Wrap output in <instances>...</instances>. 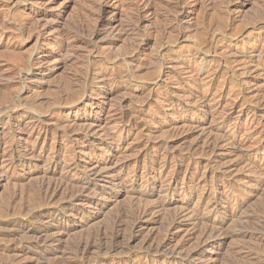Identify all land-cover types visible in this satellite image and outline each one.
I'll return each instance as SVG.
<instances>
[{
  "label": "rangeland",
  "instance_id": "1",
  "mask_svg": "<svg viewBox=\"0 0 264 264\" xmlns=\"http://www.w3.org/2000/svg\"><path fill=\"white\" fill-rule=\"evenodd\" d=\"M89 1L92 5L88 3ZM133 1L134 0H107L106 2L108 6H105V8L109 10V14L102 17L96 12L91 13L96 9L95 4L93 5L94 0H0V18H3L0 19L2 20V22L0 21V26L3 23L0 27V76H2L0 77V100H2L0 101V108L3 107L1 108L2 110H0V154L1 152L5 153V161H2V163L0 160V163H2L0 164V176H3L0 182V264H9L11 260L6 258L10 257L12 259L14 257V255L12 257V254H8L5 251V248L20 242L26 243L28 241V236L33 234V232L40 227L46 226L51 232H54L58 231V228L61 225L67 230V234L62 236L61 246H59V249L55 253L56 256L62 257L66 256L68 252H70V247L73 245L76 238L80 236L86 237L88 234L95 233L101 228H109L112 220L117 216V214L126 212L123 210L128 211V209L133 210L135 208L134 211L139 212L142 208L141 206L144 205V202H141L142 200L139 201L138 199L140 198H132V194L128 193L123 188L127 184L125 186L126 188L135 187L141 192H146V190L148 191L149 183L153 178L158 176L159 172L157 171V175L154 174L153 177L147 176V170L150 166H166V161L169 162L168 168L166 166L162 173L163 175L160 177V184L157 186V193L154 199H157L160 195L162 196V194H164L163 190L168 189L169 186V188H172V193H170L169 198H175L177 200L183 199L184 191H189V180L185 177V170L190 169L191 171L197 170L196 172L199 177L204 176L203 178H205V181L207 182V186L204 187L206 189L210 188V193L212 191V194L209 195L210 198L212 197L211 202L220 200L219 203L222 205H225L229 194V196L232 197L231 195H234L238 191L237 189H234L233 192H227L226 185H228L229 182H232L231 178H239L244 175L245 169L242 167L243 165H234L241 160L240 158L243 156L242 154L250 155L256 160L261 168H264V127L262 128V126H264V114L260 117H254L251 113H248L246 103L242 100L249 93H254L252 95L257 96L260 94L259 96L264 98V87H262L264 86V0H235L236 2L241 3L237 5V7L226 8L225 5L227 3H223V1L226 0H208L211 1V7H206L208 3L206 0H188L186 1L187 3L185 2V6L187 5V7H183L187 9L188 15H184L183 18L180 13L181 7H178L179 9L177 7H170L174 11L173 12L170 8L168 9L165 1L164 6L162 1L160 2V4L162 3L161 5H154L152 8L142 7L141 9L143 13L141 11L142 15L137 18L136 15H134L135 9H131L133 7L129 6ZM106 2L103 3L106 5ZM242 2H245V4L243 5ZM204 3H206V5ZM165 5L167 6L166 8ZM90 6H93L95 9L91 10ZM163 10H166V12ZM231 10L232 12H230ZM153 11L154 13H152ZM168 11H172L170 12L171 14ZM36 12H43L45 14L44 16L40 15L39 17H35L37 14ZM175 12H177V14L173 15ZM173 16H177L179 19L176 17L177 20H175ZM95 17H97V19ZM80 18L85 21L79 20ZM102 19H104L106 24L102 23ZM184 19L186 20L184 21ZM30 20L34 24L31 23ZM36 20H38V23ZM73 23L75 24L73 25ZM176 23H178V25ZM77 24L83 25L84 30L80 33L84 36V39L88 41L87 43L86 41L79 43H74L72 41L71 38L75 34L73 29ZM169 24L171 25L169 26ZM196 24L197 27L195 26ZM37 25L40 27V31L38 30L39 32L36 29V27H38ZM218 25L219 28L221 27L219 30L216 29V27L218 28ZM223 25L225 27H223ZM69 26H72L73 28L71 29ZM131 30L133 33L130 32ZM42 32L45 33L44 36H41V34H44ZM164 32L167 37L164 35ZM220 32H226L228 34L229 37L225 39V41L227 40L226 43L225 41L222 44L218 43V47L216 46L215 49H211L212 51L203 45L204 40L209 39V37L211 38V35H217ZM70 35L71 37H69ZM232 35L233 37H231ZM84 44L88 45L84 46ZM76 45L81 47L78 48ZM136 46L140 50H138ZM68 47L70 49H68ZM229 47H231V49L236 48L238 52H241L239 54L247 55L246 60H249V63L256 65L251 68V72L254 76L253 79H250L251 82H239L237 78H233L232 82L227 78L228 76L224 79L222 77L223 74L220 73L214 85L217 88L213 87L214 89H212L213 91H210L209 95H206L205 91L199 92L197 88H191L187 85L192 82V79H189V72L195 69L194 62H196V60L198 62L201 59L199 63L206 61L210 63V61L216 58H222V62H224V60H231V57L225 55V50ZM200 48L202 51L199 50ZM173 49H175V51ZM203 54L204 57H202ZM81 55H85V57H81ZM79 57H81V59H79ZM125 61L127 63L129 62V65H127ZM118 62H121L120 65ZM261 65L263 68L259 67ZM105 70L108 71L106 72ZM185 70H187V72H185ZM259 71H262L263 74H261V72L260 75ZM79 72H81V74ZM205 74L201 77H203L202 79L204 81H207L205 80L207 74ZM75 77L77 79H75ZM2 78L5 79L1 80ZM96 78L100 81L98 82ZM177 80H180V82ZM77 81L80 83H77ZM107 81L109 83H107ZM228 81L233 83V85ZM180 83L181 86L179 85ZM218 84L220 85L218 86ZM254 84H257L258 87L255 86L252 88ZM73 87L74 89H72ZM62 88L63 90H60ZM184 89H186L185 93ZM216 89L218 91H216ZM62 91H64V93ZM78 92H82L80 93L81 95ZM240 92H242V94ZM231 93L234 94L232 95ZM200 95L201 97L202 95L206 96L209 103L207 107L201 106L200 103H194L196 101H194L195 99L193 98ZM67 96L69 97V101ZM55 98L57 100L54 101ZM213 99H215V101ZM211 103L212 106L210 105ZM196 105L198 107H196ZM209 106L211 107L209 108ZM3 110H6V112ZM212 111L213 113H211ZM126 116L129 118H126ZM133 116H135V118ZM220 116H223L222 118L226 120H221L222 118ZM192 118L195 122L197 121V124L203 125L204 132H208V130L210 131L211 129L216 133V126H218L220 122H223L221 133L227 132V134H237L236 137L238 136L237 139L240 141V145L238 146L239 149L236 153L227 149L224 150L222 152L223 156L221 155L217 159L216 163L218 164L211 162L213 158L212 154H209L211 156L210 157L208 153L205 154L202 152L203 150L202 148L199 149L200 147L197 148L198 152L197 150L192 151V154L191 149L193 145L191 143H193L195 139L193 136L197 137L199 134V130L192 129V131H190L191 128L189 129V125H192V122L190 121ZM200 120L201 122L199 123ZM126 123H131L132 126L130 125V127L132 128L130 129V127H126ZM67 125L69 126L68 128ZM183 126L185 128H183ZM164 127L166 129H171L172 132L169 130L166 131ZM255 127H257V130ZM31 128H34L35 131H32ZM122 128H126L123 131L124 133H120ZM234 128L236 132L234 131ZM254 128L255 130H253ZM173 132L174 134L179 132L178 139H176L177 144L175 143L174 146L179 145L180 149L178 148L179 146L172 147L171 150H168L169 152L163 151L162 154H164L159 155L158 157H154L153 152L147 153L146 145L153 147L155 144H158V141L164 140L163 136H165V134H167L166 137H168V135ZM184 132L193 134L189 138L191 142L188 141L190 146L187 143L184 144L179 141V139H181L180 135L185 134ZM142 134H144L145 137ZM112 137H114L115 140ZM115 141L119 143L114 144ZM10 142H15L12 145H19V148L14 151L15 155L7 152L8 146L11 145ZM26 146L28 148H26ZM184 146L186 147L184 148ZM74 147L76 148L74 149ZM30 149H33L31 153ZM199 150L202 151L200 152ZM188 151H190V153ZM112 153H114L113 156ZM200 155L202 157H200ZM10 156L12 158H20V165H11L12 158ZM204 156L206 158H204ZM188 158L190 160L193 158V162L189 164L190 160L188 161ZM226 159L231 161H227ZM7 161H9V163ZM55 161H57L59 165L54 169ZM72 162L75 163L74 166ZM195 162L199 164H196ZM96 163L99 165L101 164V167L105 168L102 172H100V175H102H97L95 178H87L85 175H89L90 168H92ZM1 165L4 166L3 169L1 168ZM185 165L189 166L186 167ZM210 165L212 167H210ZM230 165H232V167ZM224 166H230L232 168L230 169L231 172L229 171L228 173L229 176L227 177V180L221 179L222 181H213L212 176L214 171L219 169L218 167L223 169ZM46 167L51 168L50 170L54 169V172H56L55 177L53 178L54 181L52 179L46 180L41 177V175H38V178L37 175L33 174L34 172L36 173V171L41 170V168ZM62 168L65 169L63 170ZM69 169L74 170L75 172L77 170V176L82 177L86 185L88 184L87 186L90 187L89 191L87 190L84 193L85 197L79 202H68V196L71 191V188L69 187H67L68 189L64 187L63 189L68 191L66 192L63 190L62 193L61 190V194L58 193L57 195H54L56 197H45L44 195L42 196L38 193V188L44 184H46L44 186H47L50 183L52 184L53 182H58L60 178H65ZM64 171L66 172L64 173ZM230 175L232 177H230ZM32 177L36 179H31ZM76 178V176L74 178L71 177L70 180L72 179V181H74ZM123 179L126 180L124 181ZM121 180L123 181L120 183L119 181ZM246 180L249 181V179ZM260 181L262 182V180ZM260 185L262 186H260L259 189L253 187L249 189L252 192V194H250L251 196H246V204L244 203L245 206H242L243 209L241 208L234 218H226L228 224V226L226 224L227 228L225 227V229L228 230L225 231L227 233H225L226 237L223 236L221 239L217 240L214 246L211 243H204L201 245V248L199 249L201 250L202 261L199 259L192 263L182 262V258L189 249H187L186 252L184 251L181 253L183 256L175 255L173 256L174 258L172 256L170 257V254L173 253L174 250L176 251L178 245L177 242L179 243L178 240L182 234V232H178V229L176 230L173 240L168 241L167 243V255L142 253V247H144V244H146V241L149 239H156V242L166 239L165 235L168 231V219H170L171 214L175 212L178 207L175 204L170 207L172 210L166 209L167 212L166 210L163 211L157 217V220L159 219L158 221L156 220L154 222L148 218L149 222H141V227L136 232L134 238L130 239L131 235L128 231L129 234L127 232V237L122 240L124 243L119 241L117 248H113V251L105 244L107 241L103 240L96 242L93 249L85 255V262L83 261L84 258L81 260L68 259L62 261V264H69V262L70 264L71 262H74L73 264H223L224 262V264H239V262L240 264H243V261L237 262L236 260L239 255L237 252H240V250L246 253H251V256H248L247 254L248 259L246 258L244 264H264V239H260L261 235L264 236V212H262L264 210V182ZM107 191L114 193V195L109 197ZM32 192L34 194L38 193L36 196L37 198L39 197V202L35 199L36 196H34V194L32 196ZM64 192L66 193L64 194ZM116 193L119 195L114 197L117 195ZM100 194L105 195V197L100 198ZM220 196L222 198H220ZM139 203H142V205H139ZM195 203V201L191 203V206H194ZM131 206L132 208H130ZM138 206L141 208H138ZM173 207H175L174 210ZM169 211L171 212L169 213ZM261 213H263V215ZM57 216H59L61 224L54 222L53 217ZM255 217H257V219H255ZM246 220L248 222H246ZM253 220L255 222H253ZM256 221L258 223L262 221L260 222L262 224H258ZM13 229H16L17 231H14ZM236 231L238 233H236ZM4 233L9 235L4 236ZM259 234L260 236H258ZM15 239L17 240V243ZM13 241H15V243H13ZM194 246L196 245H193V247ZM34 249H29L30 251L27 250L26 252L21 253L22 255L20 254L18 259L21 260V264L32 263V261H29L30 257L35 256L36 252H38L37 249ZM4 254L7 255L5 256ZM252 255L255 258H253ZM67 256L72 257L70 256V253ZM75 260H78L77 263Z\"/></svg>",
  "mask_w": 264,
  "mask_h": 264
},
{
  "label": "bare ground",
  "instance_id": "2",
  "mask_svg": "<svg viewBox=\"0 0 264 264\" xmlns=\"http://www.w3.org/2000/svg\"><path fill=\"white\" fill-rule=\"evenodd\" d=\"M34 1V0H33ZM92 1V0H91ZM107 0H94V3H93V5L95 4V7H96V9L95 8H93V6L91 7L90 6V8H91V10L92 9H95V11L94 12H91V11H89V12H91V13H97L99 16H102V17H105L107 14H109V10L107 9V8H105V6H108L107 5V2H106ZM163 1V6H164V1L167 3V6H168V9L170 8V7H181V15H182V18H183V16L184 15H188V11H187V9L186 8H183V7H187V5L185 6V2L186 1H188V0H134L133 2H131L130 3V7H133V8H131V9H135V12H134V15H136V17L137 18H139L140 17V15H142L141 14V11H142V7H151L152 8V6H154V5H157L158 6V4L159 5H161L160 4V2H162ZM208 3H207V5H206V3H204L205 5H206V7H211V1H208V0H206ZM215 1V0H214ZM241 1V0H240ZM103 2H106V5H105V3H103ZM205 2V1H204ZM227 4H226V3ZM89 4H90V1L88 2ZM87 3V4H88ZM187 3V2H186ZM192 3V2H191ZM195 3H196V1H195ZM194 3V4H195ZM214 3V2H213ZM223 3L224 4H226L225 5V8L226 7H237V5H239L240 3L239 2H236L235 0L233 1V0H229V1H223ZM222 3V4H223ZM248 3V2H247ZM8 4V3H7ZM9 4H11V3H9ZM109 4V3H108ZM129 4V3H128ZM188 4H190V3H188ZM221 4V5H222ZM224 4H223V6H224ZM242 4L244 5L245 4V2L243 3L242 2ZM6 5V4H5ZM90 5H92V4H90ZM192 5V4H191ZM2 6H3V4H2ZM156 6V7H157ZM166 5H165V8L167 7ZM189 6V5H188ZM193 6V5H192ZM195 6V5H194ZM203 6V5H202ZM214 6V5H213ZM222 6V7H223ZM160 7V6H159ZM216 7V6H215ZM221 7V6H220ZM90 8H89V10H90ZM115 8V7H114ZM164 8V7H163ZM171 9V8H170ZM179 9V8H178ZM188 9H190V8H188ZM235 9V8H234ZM233 9V10H234ZM32 10V9H31ZM42 10V9H41ZM167 10V9H166ZM166 10L164 11V12H166ZM172 10V9H171ZM227 10V9H226ZM229 10V9H228ZM239 10V9H238ZM64 11V10H63ZM108 11V12H107ZM112 11V10H111ZM131 11V10H130ZM173 11V10H172ZM172 11H168L169 13L170 12H172ZM177 11V10H176ZM192 11V10H191ZM191 11H190V13H191ZM235 11V10H234ZM115 12V11H114ZM174 12V11H173ZM178 12V11H177ZM177 12H175V13H173V15L174 14H177ZM230 12H232V10L230 11ZM28 13V12H27ZM37 13V12H36ZM35 13V14H36ZM133 13V12H132ZM142 13H143V11H142ZM152 13H154V11L152 12ZM168 13V14H169ZM2 14V13H1ZM44 14L45 13H41V12H38L36 15H35V17L36 16H40V15H42V16H44ZM62 14V13H61ZM60 14V15H61ZM167 14V15H168ZM171 14V13H170ZM3 15V14H2ZM93 15V14H92ZM111 15V14H110ZM165 15V14H164ZM84 16H86V15H84ZM87 16H88V14H87ZM90 16V15H89ZM179 16V15H178ZM98 17V16H97ZM97 17H95L96 19H97ZM133 17V16H132ZM144 17V16H143ZM174 18H175V20H177L176 19V17L175 16H173ZM44 18V17H43ZM83 18V17H82ZM90 18H93V17H90ZM94 18V19H95ZM168 18V17H167ZM178 19H179V17H177ZM181 18V19H182ZM257 18H259V17H257ZM256 18V19H257ZM263 18V17H262ZM0 19H3L2 17L0 18ZM36 19V18H35ZM37 19H39V18H37ZM48 19V18H47ZM83 19H85V18H83ZM100 19V18H99ZM118 19V18H117ZM132 19V18H131ZM133 19H134V17H133ZM172 19V18H171ZM170 19V20H171ZM264 19V18H263ZM40 20H41V18H40ZM43 20V19H42ZM44 20H45V18H44ZM79 20H82L81 18L79 19ZM78 20V21H79ZM172 20H174V19H172ZM186 19H184V21H185ZM1 22H2V20H0ZM29 21V20H28ZM35 21V20H34ZM37 21V23H38V20H36ZM82 21H85V20H82ZM112 21V20H111ZM128 21H129V19H128ZM136 21V20H135ZM141 21V20H140ZM260 21V20H259ZM30 22H31V20H30ZM40 22V21H39ZM42 22V21H41ZM77 22V21H76ZM81 22V21H80ZM98 22V21H97ZM130 22V21H129ZM139 22V21H138ZM27 23H29V22H27ZM31 23H33V22H31ZM43 23V22H42ZM81 23H83V22H81ZM86 23V22H85ZM102 23L103 24H106L105 23V21H104V19H102ZM115 23V22H114ZM117 23V22H116ZM133 23V22H132ZM131 23V24H132ZM135 23V22H134ZM170 23V22H169ZM186 23H187V21H186ZM218 23V22H217ZM217 23H216V25H217ZM261 23V22H260ZM25 24V23H24ZM34 24V23H33ZM41 24V23H40ZM75 23H73V25H74ZM110 24V23H109ZM109 24H107V25H109ZM119 24H121V23H119ZM130 24V23H129ZM137 24V23H136ZM141 24V23H140ZM139 24V25H140ZM172 24V23H171ZM171 24H169V26L171 25ZM177 25H178V23H176ZM181 24H183V23H181ZM201 24H202V22H201ZM214 24V23H213ZM2 25H3V23H2ZM1 25V26H2ZM29 25V24H28ZM85 25V24H84ZM88 25V24H87ZM87 25H86V27H87ZM133 25H135V24H133ZM180 25V24H179ZM210 25V24H209ZM256 25V24H255ZM0 26V27H1ZM27 26V25H26ZM38 26V25H37ZM41 26V25H40ZM43 26V25H42ZM53 26V25H52ZM128 26V25H127ZM130 26H132V25H130ZM175 26V25H174ZM196 27H197V24L195 25ZM203 26H204V24H203ZM230 26V25H229ZM69 27H71V29L73 28L72 26H69ZM115 27V26H114ZM134 27V26H133ZM172 27V26H171ZM212 27V26H211ZM223 27H225L224 25H223ZM41 28H43V27H41ZM46 28V27H45ZM118 28V27H117ZM167 28V27H166ZM175 28V27H174ZM173 28V29H174ZM213 28V27H212ZM221 28V27H220ZM219 28V25H218V28L216 27V29L217 30H219L220 29ZM253 28V27H252ZM36 29H37V31L40 29V27L38 26V27H36ZM35 29V30H36ZM69 29V28H68ZM67 29V30H68ZM71 29H70V31H71ZM104 29V28H103ZM102 29V30H103ZM124 29V28H123ZM168 29V28H167ZM176 29H177V27H176ZM209 29V28H208ZM83 30H84V28H83V25L82 24H77L76 25V27L73 29V31H75V34L72 36V41L74 42V43H79V42H85L86 40L84 39V36H82L81 35V33L83 32ZM87 30V29H86ZM89 30V29H88ZM112 30V29H111ZM118 30H120V29H118ZM117 30V31H118ZM133 30V29H132ZM130 31V32H132L133 33V31ZM190 30V29H189ZM195 30V29H194ZM206 30V29H205ZM231 30V29H230ZM40 31V30H39ZM38 31V32H39ZM72 31V32H73ZM106 31H108V30H106ZM123 31V30H122ZM122 31H120V32H122ZM126 31V30H125ZM128 31V30H127ZM164 31V30H163ZM168 31V30H167ZM181 31V30H180ZM213 31V30H212ZM211 31V32H212ZM61 32V31H60ZM68 32V31H67ZM81 32V33H80ZM85 32H87V31H85ZM170 32H171V30H170ZM174 32V31H173ZM172 32V33H173ZM177 32V31H176ZM179 32V31H178ZM207 32V31H206ZM210 32V31H209ZM42 33H44V32H42ZM69 33V32H68ZM68 33H66V34H68ZM74 33V32H73ZM80 33V34H79ZM105 33V32H104ZM119 33V32H118ZM168 33V32H167ZM217 33H218V31H217ZM40 34V33H39ZM64 34V33H63ZM69 34H71V33H69ZM68 34V35H69ZM109 34V33H108ZM129 34V33H128ZM175 34V33H174ZM208 34V33H207ZM44 36L45 35V33L44 34H41V36ZM67 35V36H68ZM164 35H166L165 34V32H164ZM63 36V35H62ZM38 37V36H37ZM61 37V36H60ZM69 37H71V35L69 36ZM88 37V36H87ZM91 37V36H90ZM166 37H167V35H166ZM181 37V36H180ZM227 37H229L228 36V34L226 33V32H220L219 34H217V35H215V34H213V35H211V38L209 37V39H206V40H204L203 42V45H205L206 46V48H209V50H213V49H215L216 48V46H217V44L218 43H223L224 41H225V39H227ZM231 37H233V35L231 36ZM62 38V37H61ZM68 38V37H67ZM85 38H86V36H85ZM120 38V37H119ZM64 39H65V37H64ZM90 39V38H89ZM163 39V38H162ZM169 39V38H168ZM168 39H166V40H168ZM201 39V38H200ZM231 39V38H230ZM233 39V38H232ZM70 40V39H69ZM88 40V39H87ZM91 40V39H90ZM68 41V40H67ZM110 41V40H109ZM162 41H165V40H162ZM227 41V40H226ZM226 41H225V43H226ZM62 42V41H61ZM88 41H86V43H87ZM90 42V41H89ZM114 42V41H113ZM68 43V42H67ZM66 43V44H67ZM91 43V42H90ZM92 44V43H91ZM143 44V43H142ZM195 44V43H194ZM260 44V43H259ZM69 45V44H68ZM71 45V44H70ZM88 45V44H87ZM87 45H85L84 44V46H87ZM139 45H141V44H139ZM138 45V47L140 48V46ZM146 45V44H145ZM224 45V44H223ZM258 45V44H257ZM61 46V45H60ZM77 46V45H76ZM179 46V45H178ZM204 46V47H205ZM221 46V45H220ZM237 46V45H236ZM243 46V45H242ZM64 47V46H63ZM70 47H72V46H70ZM78 47V46H77ZM76 47V48H77ZM81 47V46H80ZM80 47H78V48H80ZM218 47V46H217ZM227 47V46H226ZM65 48H67V47H65ZM74 48H75V45H74ZM88 48V47H87ZM136 48H137V46H136ZM144 48V47H143ZM143 48H142V50H143ZM165 48V47H164ZM199 48V47H198ZM220 48H222V47H220ZM241 48V47H240ZM62 49V48H61ZM68 49H70L69 47H68ZM71 49H73V48H71ZM138 49V48H137ZM204 49V48H203ZM225 49V48H224ZM244 49V48H243ZM264 49V48H263ZM42 50V49H41ZM65 50V49H64ZM95 50V49H94ZM138 50H140V49H138ZM174 51H175V49H173ZM200 51H202V49L200 48L199 49ZM211 50V51H212ZM246 50V49H245ZM66 51V50H65ZM167 51V50H166ZM166 51H164V52H166ZM204 51V50H203ZM218 51V50H217ZM220 51H222V50H220ZM260 51V50H259ZM41 52V51H40ZM64 52V51H63ZM215 52V51H214ZM198 53V52H197ZM204 53V52H203ZM208 53V52H207ZM239 53H241V52H238L237 50H236V48H234V49H231V47H229V48H226V50H225V55L226 56H228V57H231V60H224V62H222V58L221 59H213L212 61H210V63L208 62V61H206V62H201V63H199L200 62V60L197 62V60H196V62H194V66H195V69H193L192 71H190L189 72V79L191 80L192 79V82H190V83H188L187 85L189 86V87H191V88H197V90L199 91V92H203V91H205V94L206 95H209V93H210V91L212 90V89H214L213 87H215L214 85H215V82H216V80H217V78L219 77V74L220 73H222L223 74V78L224 79H226V77L230 80V81H232L233 82V78H237L238 79V81L239 82H251V80L250 79H253L254 78V76H253V74H252V72H251V68H253L254 66H256V65H253L252 63H249V60L247 61L246 59H247V55H244V54H239ZM259 53V52H258ZM47 54V53H46ZM86 54V53H85ZM94 54V53H93ZM166 54V53H165ZM246 54V53H245ZM260 54V53H259ZM45 55V54H44ZM61 55V54H60ZM91 55V54H90ZM99 55V54H98ZM134 55V54H133ZM199 55V54H198ZM209 55H211V54H209ZM215 55V54H214ZM94 56V55H93ZM100 56H102V55H100ZM171 56V55H170ZM263 56V55H262ZM81 57H85V55H81ZM81 57H79V59H81ZM102 57H104V56H102ZM106 57V56H105ZM140 57V56H139ZM138 57V58H139ZM168 57V56H167ZM195 57V56H194ZM202 57H204V54H203V56ZM209 57V56H208ZM220 57H221V55H220ZM259 57V56H258ZM261 57V56H260ZM93 58V57H92ZM94 58H96V57H94ZM197 58V57H196ZM262 58V57H261ZM90 59V58H89ZM194 59V58H193ZM203 59V58H202ZM36 60V59H35ZM40 60V59H39ZM84 60V59H83ZM86 60V59H85ZM91 60V59H90ZM106 60V59H105ZM125 60V59H124ZM141 60V59H140ZM191 60V59H190ZM195 60V59H194ZM260 60V59H259ZM264 60V59H263ZM88 61V60H87ZM86 61V62H87ZM118 61V60H117ZM204 61V60H203ZM261 61V60H260ZM260 61H259V63H260ZM85 62V61H84ZM90 62V61H89ZM109 62V61H108ZM107 62V63H108ZM122 62V61H121ZM120 62V63H121ZM126 62V61H125ZM192 62V61H191ZM258 62V61H257ZM256 62V63H257ZM81 63V62H80ZM105 63V62H104ZM119 63V62H118ZM120 63H119V65H120ZM127 63V62H126ZM129 63V62H128ZM127 63V65H129ZM132 63V62H131ZM180 63V62H179ZM24 64V63H23ZM82 64H85V63H82ZM81 64V65H82ZM90 64H92V63H90ZM110 64V63H109ZM108 64V65H109ZM114 64H116V63H114ZM187 64V63H186ZM191 64V63H190ZM39 65V64H38ZM80 65V64H79ZM87 65H89V64H87ZM93 65V64H92ZM98 65V64H97ZM96 65V66H97ZM126 65V66H127ZM182 65H184V64H182ZM192 65V64H191ZM260 65V64H259ZM82 66H84V65H82ZM81 66V67H82ZM115 66V65H114ZM185 66V65H184ZM190 66V65H189ZM193 66V65H192ZM258 66V65H257ZM27 67V66H26ZM30 67V66H29ZM85 67V66H84ZM97 67H99V66H97ZM96 67V68H97ZM120 67V66H119ZM183 67V66H182ZM186 67V66H185ZM188 67V66H187ZM259 67H262V65L261 66H259ZM23 68V67H22ZM86 68V67H85ZM90 68V67H89ZM109 68V67H108ZM107 68V69H108ZM180 68V67H179ZM263 68V67H262ZM261 68V69H262ZM81 69H83V68H81ZM87 69V68H86ZM114 69V68H113ZM116 69V68H115ZM187 69V68H186ZM188 69H189V67H188ZM29 70V69H28ZM93 70V69H92ZM191 70V69H190ZM16 71V70H15ZM76 71H79V70H76ZM85 71V70H84ZM90 71V70H89ZM99 71V70H98ZM106 71V70H105ZM108 71V70H107ZM106 71V72H107ZM113 71V70H112ZM111 71V72H112ZM182 71V70H181ZM23 72H25V71H23ZM82 72V71H81ZM81 72H79L80 74H81ZM93 72V71H92ZM96 72H97V70H96ZM130 72H131V70H130ZM185 72H187V70H185ZM256 72V71H255ZM262 72V71H261ZM260 71H259V74L261 73ZM102 73V72H101ZM120 73V72H119ZM153 73V72H152ZM163 73V72H162ZM207 74V76H206V79L205 80H207V81H204L202 78L203 77H201L202 75H204V74ZM254 73V72H253ZM84 74V73H83ZM95 74V73H94ZM97 74V73H96ZM128 74V73H127ZM154 74V73H153ZM180 74V73H179ZM185 74V73H184ZM205 74V75H206ZM258 74V75H259ZM261 74H263V72L261 73ZM260 74V75H261ZM79 75V74H78ZM91 75V74H90ZM117 75V74H116ZM162 75V74H161ZM166 75V74H165ZM186 75V74H185ZM5 76V75H4ZM72 76V75H71ZM76 76H77V74H76ZM111 76V75H110ZM121 76V75H120ZM180 76V75H179ZM187 76H188V74H187ZM0 77H2V76H0ZM73 77V76H72ZM89 77V76H88ZM95 77V76H94ZM116 77V76H115ZM133 77V76H132ZM175 77V76H174ZM256 77V76H255ZM85 78V77H84ZM105 78V77H104ZM222 78V79H223ZM3 79H5V78H2L1 80H3ZM68 79V78H67ZM75 79H77L76 77H75ZM94 79V78H93ZM97 79V78H96ZM123 79H124V77H123ZM172 79V78H171ZM256 79V78H255ZM7 80H8V78H7ZM12 80V79H11ZM72 80V79H71ZM81 80V79H80ZM84 80V79H83ZM98 80V79H97ZM96 80V81H97ZM108 80H109V77H108ZM116 80H117V78H116ZM161 80V79H160ZM185 80V79H184ZM220 80V79H219ZM6 81V80H5ZM37 81H38V79H37ZM91 81V80H90ZM100 80H98V82H99ZM126 81V80H125ZM158 81V80H157ZM177 81H179L180 82V80H177ZM230 81H228V82H230ZM36 82V81H35ZM73 82V81H72ZM116 82V81H115ZM127 82V81H126ZM130 82V81H129ZM219 82V81H218ZM225 82V81H224ZM10 83V82H9ZM74 83V82H73ZM76 83V82H75ZM77 83H80V82H78L77 81ZM96 83V82H95ZM95 83H93V84H95ZM107 83H109L108 81H107ZM112 83V82H111ZM119 83V82H118ZM117 83V84H118ZM123 83H125V82H123ZM123 83H121V84H123ZM173 83V82H172ZM226 83V82H225ZM231 83V82H230ZM254 83H256V82H254ZM3 84V83H2ZM66 84V83H65ZM70 84H71V82H70ZM69 84V85H70ZM106 84V83H105ZM152 84V83H151ZM176 84V83H175ZM232 85H233V83H231ZM264 84V83H263ZM74 85V84H73ZM120 85V84H119ZM124 85V84H123ZM180 86H181V83L179 84ZM220 84H218V86H219ZM222 85V84H221ZM224 85V84H223ZM261 85V84H260ZM15 86V85H14ZM118 86V85H117ZM177 86V85H176ZM175 86V87H176ZM200 86H202V87H200ZM255 86H257V84H254L253 85V87L252 88H254ZM3 87V86H2ZM9 87H10V85H9ZM8 87V88H9ZM70 87V86H69ZM178 87V86H177ZM223 87V86H222ZM243 87V86H242ZM258 87V86H257ZM259 87H261V86H259ZM262 87H264V86H262ZM60 88V87H59ZM77 88H78V86H77ZM77 88H75V89H77ZM129 88V87H128ZM184 88V87H183ZM215 88H217V87H215ZM229 88V87H228ZM231 88H232V86H231ZM251 88V89H252ZM72 89H74V87L72 88ZM79 89V88H78ZM82 89V88H81ZM124 89V88H123ZM187 89V88H186ZM186 89H184V93H185V90ZM194 89V90H195ZM222 89V88H221ZM240 89V88H239ZM257 89V88H256ZM60 90H63V88L62 89H60ZM226 90V89H225ZM241 90H242V88H241ZM250 90V89H249ZM78 91V90H77ZM130 91V90H129ZM213 91V90H212ZM216 91H218L217 89H216ZM244 91V90H243ZM60 92V91H59ZM63 93H64V91H62ZM72 92V91H71ZM223 92V91H222ZM234 92V91H233ZM239 92V91H238ZM252 92V91H251ZM61 93V92H60ZM79 93V92H78ZM80 93H82V92H80ZM79 93V94H80ZM178 93V92H177ZM176 93V94H177ZM191 93V92H190ZM220 93H221V91H220ZM230 93V92H229ZM241 94H242V92H240ZM264 93V92H263ZM76 94V93H75ZM203 94V93H202ZM216 94V93H215ZM214 94V95H215ZM218 94V93H217ZM224 94V93H223ZM232 94V93H231ZM234 94V93H233ZM232 94V95H233ZM252 94H254V93H249L248 95H246L245 97H244V99H242L245 103H246V109H247V111H248V113H251L254 117L255 116H258V117H260V116H263V114H264V98H262L261 96H257V95H252ZM71 95H72V93H71ZM77 95V94H76ZM81 95V94H80ZM238 95H239V93H238ZM262 95V94H261ZM58 96V95H57ZM79 96V95H78ZM176 96V95H175ZM182 96V95H181ZM191 96V95H190ZM217 96V95H216ZM68 97V96H67ZM178 97V96H177ZM193 97V96H192ZM208 97V96H207ZM240 97H241V95H240ZM239 97V98H240ZM264 97V96H263ZM58 98V97H57ZM180 98V97H179ZM182 98H184V97H182ZM215 98V97H214ZM222 98V97H221ZM220 98V99H221ZM181 99V98H180ZM189 99V98H188ZM193 99H195L194 101H196V102H194L195 104H197V103H200V105L201 106H203V107H207V105L209 104L208 103V100H207V98H206V96L204 95H202V97H201V95L200 96H196L195 98H193ZM197 99V100H196ZM217 99V98H216ZM219 99V98H218ZM227 99V98H226ZM55 100H57L56 98L54 99V101ZM63 100V99H62ZM73 100V99H72ZM71 100V101H72ZM186 100V99H185ZM214 101H215V99H213ZM229 100V99H228ZM0 101H2V100H0ZM53 101V102H54ZM66 101H67V98H66ZM68 101H69V97H68ZM76 101V100H75ZM188 101V100H187ZM213 101V102H214ZM242 101V102H243ZM59 102V101H58ZM57 102V103H58ZM186 102V101H185ZM212 102V103H213ZM145 103V102H144ZM143 103V104H144ZM212 103L210 104L211 106H212ZM55 104V103H54ZM62 104V103H61ZM187 104V103H186ZM7 105V104H6ZM52 105V104H51ZM140 105V104H139ZM149 105V104H148ZM188 105V104H187ZM191 105V104H190ZM3 106V105H2ZM53 106V105H52ZM51 106V107H52ZM141 106V105H140ZM195 106V105H194ZM200 106V107H201ZM211 106H209V108L211 107ZM218 106V105H217ZM241 106V105H240ZM59 107V106H58ZM67 107V106H66ZM70 107V106H69ZM142 107H144V106H142ZM196 107H198L197 105H196ZM244 107V106H243ZM1 108H3V107H1ZM0 108V110H2ZM141 108V107H140ZM5 109H7V108H5ZM53 109V108H52ZM201 109V108H200ZM202 109H204V108H202ZM214 109V108H213ZM8 110V109H7ZM50 110V109H49ZM135 110V109H134ZM141 110V109H140ZM4 111V110H3ZM207 111V110H206ZM208 111H209V109H208ZM211 111V110H210ZM214 111V110H213ZM213 111L211 112V113H213ZM242 111V110H241ZM4 112H6V110L4 111ZM8 112V111H7ZM58 112V111H57ZM131 113V112H130ZM135 113V112H134ZM133 113V114H134ZM143 113V112H142ZM204 113V112H203ZM241 113V112H240ZM139 114V113H138ZM210 114V113H209ZM246 114V113H245ZM130 115V114H129ZM137 115V114H136ZM205 115H206V113H205ZM214 116V115H213ZM223 116H225V115H223ZM222 116V117H223ZM250 116V115H249ZM2 117H3V115H2ZM128 116H126V118H127ZM134 118H135V116H133ZM140 117V116H139ZM146 117V116H145ZM145 117H144V119H145ZM205 117H207V116H205ZM221 117V116H220ZM221 117V118H222ZM248 117V116H247ZM129 118V117H128ZM132 118V117H131ZM213 118V117H212ZM140 119V118H139ZM124 120V119H123ZM126 120V119H125ZM130 120V119H129ZM203 120V119H202ZM221 120H224L223 118L221 119ZM226 120V119H225ZM224 120V121H225ZM2 121V120H1ZM45 121V120H44ZM64 121V120H63ZM66 121V120H65ZM136 121V120H135ZM140 121V120H139ZM144 121H146V120H144ZM191 122H192V125L190 124H188L189 125V129H190V131H192V129L193 130H199V134H198V136L197 137H194L193 136V138H195L194 139V141H193V143H191L192 145H193V147H192V149H191V152L192 151H196L197 150V152H198V149L197 148H199V149H201L202 148V152H204L205 154L206 153H208V155L209 154H212V156H213V158H212V160H211V162H214V163H216L217 162V159L223 154L222 152L224 151V150H229V151H232V152H235L236 153V151L239 149V142L240 141H238V139H237V137H236V135L235 134H227V132L226 133H221V129H222V127H223V122H220L219 124H218V126H216V133L214 132V130H211L210 129V131L208 130V132H204V129H203V125L202 124H197V121L195 122L194 120H193V118L190 120ZM258 121V120H257ZM256 121V122H257ZM262 121V120H261ZM42 122H43V120H42ZM126 122V121H125ZM133 122V121H132ZM201 122V120L199 121V123ZM207 122V121H206ZM259 122H260V119H259ZM39 123V122H38ZM37 123V124H38ZM73 123V122H72ZM135 123V122H134ZM137 123V122H136ZM164 123V122H163ZM203 123V122H202ZM217 123V122H216ZM250 123V122H249ZM76 124V123H75ZM125 124V123H124ZM123 124V125H124ZM161 124V123H160ZM214 124V123H213ZM227 124V123H226ZM68 125H70V124H68ZM67 125V128L69 127ZM126 127H130V125L132 126V124L130 123V124H127L126 123ZM163 125V124H162ZM183 125V124H182ZM217 125V124H216ZM245 125H247V124H245ZM257 125V124H256ZM35 126V125H34ZM39 126V125H38ZM72 126V125H71ZM70 126V127H71ZM92 126V125H91ZM116 126H118V125H116ZM173 126V125H172ZM171 126V127H172ZM260 126V125H259ZM33 127V126H32ZM62 127H64V126H62ZM66 127V126H65ZM74 127V126H73ZM72 127V128H73ZM78 127V126H77ZM125 127V126H124ZM168 127V126H167ZM176 127V126H175ZM188 127V126H187ZM248 127V126H247ZM251 127V126H250ZM258 127V126H257ZM257 127H255L256 128V130H257ZM264 126H262V128H263ZM36 128V127H35ZM81 128V127H80ZM80 128H78V129H80ZM132 127H130V129H131ZM165 128V127H164ZM173 128V127H172ZM177 128H178V126H177ZM183 128H185L184 126H183ZM255 128L253 129V130H255ZM32 129V131H35L34 130V128H31ZM126 129V128H125ZM124 128H122V130L120 131V133H122L124 130H125ZM166 129V128H165ZM174 129V128H173ZM180 129V128H179ZM213 129V128H212ZM6 130V129H5ZM11 130V129H10ZM10 130H9V132H10ZM40 130V129H39ZM64 130V129H63ZM69 130V129H68ZM81 130V129H80ZM79 130V131H80ZM117 130V129H116ZM167 130H169V131H171V129H166V131ZM181 130V129H180ZM247 130H248V128H247ZM263 130H264V128H263ZM29 131V130H28ZM78 131V130H77ZM118 131V132H119ZM146 131V130H145ZM160 131H161V129H160ZM163 131V130H162ZM207 131V130H206ZM227 131V130H226ZM234 131H235V128H234ZM250 131V130H249ZM262 131V130H261ZM5 132V131H4ZM65 132H67V131H65ZM76 132V131H75ZM116 132V131H115ZM115 132H114V134H115ZM172 132V131H171ZM175 132H177V131H175ZM236 132V131H235ZM256 132V131H255ZM72 133H74V132H72ZM77 133V132H76ZM80 133H81V131H80ZM82 133H84V132H82ZM124 133V132H123ZM164 133V132H163ZM179 133V132H178ZM174 134V132L171 134L170 133V135H168V137H166L167 136V134H165V136H163V139L164 140H161V141H158V144H155L153 147L152 146H147L146 145V151H147V153H150V152H153V155H154V157H158L159 155H163L162 154V152L163 151H167V152H169L168 150H171L172 149V147H178L177 145L176 146H174L175 145V143H176V139H178V136H179V134ZM183 133V132H182ZM185 133V132H184ZM230 133H231V131H230ZM261 133V132H260ZM10 134V133H9ZM68 134V133H67ZM111 134V133H110ZM118 134V133H117ZM127 134V133H126ZM7 135V134H6ZM36 135V134H35ZM61 135H62V133H61ZM112 135H113V133H112ZM123 135V134H122ZM143 136H144V134H142ZM193 134L192 133H190L189 134V132L188 133H185V134H181L180 136H181V139H179V141H180V143L181 142H183L184 144L185 143H187L188 144V141H190L191 142V140H189V138L192 136ZM32 136V135H31ZM65 136V135H64ZM126 136V135H125ZM38 137V136H37ZM63 137V136H62ZM66 137V136H65ZM145 137V136H144ZM166 137V138H165ZM262 137V136H261ZM35 138V137H34ZM67 138V137H66ZM109 138V137H108ZM114 140H115V138L114 137H112ZM118 138V137H117ZM142 138V137H141ZM147 138V137H146ZM263 138V137H262ZM37 140V139H36ZM118 140V139H117ZM121 140V139H120ZM145 140V139H144ZM193 140V139H192ZM13 141V140H12ZM140 141V140H139ZM142 141V140H141ZM146 141V140H145ZM262 141V140H261ZM143 142V141H142ZM263 142V141H262ZM11 143V145L10 146H8V153H12V154H14V151H16L18 148H19V145H17V144H14V145H12L13 143H15V142H10ZM111 143V142H110ZM117 143H119V142H116L115 141V143L114 144H117ZM152 143V142H151ZM6 144V143H5ZM148 144H149V142H148ZM154 144V143H153ZM177 144V143H176ZM189 145V144H188ZM187 145V146H188ZM182 146H183V144H182ZM190 146V145H189ZM34 147V146H33ZM66 147V146H65ZM73 147V146H72ZM72 147H70V148H72ZM77 147V146H76ZM76 147H74V149L76 148ZM120 147V146H119ZM138 147H139V145H138ZM186 146H184V148H185ZM242 147V146H241ZM26 148H28L27 146H26ZM61 148H63V147H61ZM143 148V147H142ZM179 149H180V146L178 147ZM177 148V149H178ZM183 148V147H182ZM181 148V149H182ZM189 148V147H188ZM73 149V148H72ZM80 149V148H79ZM144 149H145V147H144ZM173 149H175V148H173ZM33 149H30V153H31V151H32ZM77 150V149H76ZM136 150H137V148H136ZM189 150V149H188ZM29 151V150H28ZM71 151V150H70ZM200 151V150H199ZM200 151V152H201ZM59 152V151H58ZM72 152V151H71ZM166 152V153H167ZM171 152V151H170ZM174 152V151H173ZM177 152V151H176ZM182 152V151H181ZM187 152V151H186ZM189 153H190V151H188ZM199 152V153H200ZM228 152V151H227ZM145 153V152H144ZM195 153V152H194ZM203 153V154H204ZM226 153V152H225ZM32 154H34V153H32ZM31 154V155H32ZM170 154V153H169ZM174 154V153H173ZM192 154H193V152H192ZM201 154V153H200ZM230 154H231V152H230ZM247 154V153H246ZM15 155V154H14ZM75 155V154H74ZM74 155H72V156H74ZM114 155V153H112V156ZM167 155V154H166ZM181 155V154H180ZM189 155V154H188ZM239 155V154H238ZM237 155V156H238ZM243 156H241V160L237 163V164H234V165H238V166H241V165H243L242 167L245 169V173H244V175H242L241 177H235V178H231L232 179V182L230 183L229 182V184H230V186H229V184L228 185H226L227 186V188H226V191L227 192H233L234 191V189H237L238 191L234 194V195H231L232 197H230L229 195H228V198L226 199V203H225V205L223 204H221V203H219L220 202V200H218V201H215V202H211V198H210V196L209 195H211L212 194V191H211V193H210V188L209 189H206L204 186H207L206 185V181H205V178H203V177H199L198 176V174H197V170L196 171H194V170H190V169H188V170H190V171H188V170H185L186 172V174H185V177H187L188 178V188H189V191L188 192H185L184 191V195H183V199H181V200H177V199H175V198H169V195H170V193H172V188H169L168 187V189H164L163 191H164V194H162V196L160 195V196H158L157 197V199H154L155 197H156V189H157V186L160 184V177H161V175H163L162 173H163V171L165 170V168H166V166H167V168H168V165H169V162H167L166 161V166L165 165H162V166H160V167H157V166H150L149 168H148V173H147V176H154V174H156L157 175V171H159L158 172V176L157 177H155V178H153L152 180H151V182L149 183V189H148V191L146 190V192H141V191H139L138 190V188L136 189L135 187H130V188H126L125 186L127 185H125L124 186V190H126L128 193H131L130 195L132 196V198H140V199H138L139 201L140 200H142L141 202H144L143 204L144 205H142V203H139V205L141 204L142 206V208L140 207V206H138V208L140 207L141 209L139 210V212L137 211V212H135L134 211V209L132 210V209H128V211L127 210H123V211H126V212H124V213H119V214H117V216L112 220V222H111V226L109 227V228H101L100 230H98V231H96L95 233H90V234H88L86 237H83V236H80V237H78V238H76L75 239V241L73 242V245L70 247V252H68V254L70 253V256H72V257H68L66 254V256H62V257H58V256H56V251L59 249V246H61V240H62V236L63 235H65V234H67V230L64 228V226H59V228H58V231H54V232H51L49 229H48V227H40V228H38V229H36L35 230V232H33V234H31L30 236H28V241L26 242V243H18V244H12V245H10L9 247H7V248H5V251L8 253V254H12V257H13V255H14V257L11 259L10 257L9 258H6V259H8V260H11L10 261V263L9 264H21V260L20 259H18V257L20 256V254L21 253H23V252H26L27 250H32V249H34V250H38V252H36V254H35V256H32V257H30V259H29V261H32V263L31 264H62V261H64V260H70V259H83L84 257H86L85 255L87 254V253H89V251H91V249H93V247H94V245L96 244V242H100V241H103V240H105V241H107V243H105L107 246H109L111 249L110 250H112L113 248L114 249H116L117 248V246H118V244H119V241H122L125 237H127L126 236V233L129 231L130 232V239H132V238H134L135 237V234H136V232L140 229V224H141V222H143V221H147V222H149L148 220L149 219H151V220H153L154 222L157 220V217L163 212V211H165L166 209H171L170 207L171 206H173V205H175L176 204V206H178L177 207V209L175 210V212H173L172 214H171V217H170V219H168L169 221H168V231L166 232L167 234L165 235L166 236V239H164V240H159L158 242H156L157 240L155 239V240H153V238L152 239H149L148 241H146V244H144V247H142L143 248V252L142 253H144V254H152V253H155V254H163V255H167L166 254V248H167V243H168V241H171V240H173V238H174V236H175V233H176V230L178 229V232L180 231V232H182V234H181V236H180V239L178 240L179 241V243L177 242V249H176V251L174 250L173 251V253H171L170 254V257L172 256H175V255H181V253H183L184 251L186 252V250L187 249H189L188 251H187V253L185 254V256L182 258V262H189V263H192V262H196L195 260H201V250L199 249V248H201V245H203L204 243L206 244V243H211V244H213V246H214V244L216 243V241L217 240H219V239H221L223 236L224 237H226L225 236V231L227 230V229H225V227H226V224H227V221H226V218L228 219V217L229 218H234L235 216H236V214L238 213V211H240L241 210V208H242V206L244 205V203L246 204V202H245V198H247L246 196L248 195V197L249 196H251L250 194H252V192L249 190L250 188H256V189H259V187L260 186H262V185H260L261 183H263L264 182V168L262 167L261 168V166L260 165H258V163L256 162V160L255 159H253L250 155H244V154H242ZM33 156V155H32ZM147 156V155H146ZM173 156V155H172ZM171 156V157H172ZM192 156V155H191ZM206 156V155H205ZM204 156V158H206ZM210 156V155H209ZM223 156V155H222ZM236 156V157H237ZM11 157V156H10ZM12 157H13V155H12ZM11 157V158H12ZM15 157V156H14ZM34 157V156H33ZM144 157V156H143ZM176 157V156H175ZM179 157V156H178ZM190 157V156H189ZM194 157V156H193ZM200 157H202L201 155H200ZM211 157V156H210ZM210 157H209V159H210ZM254 157V156H253ZM10 158V159H11ZM113 158V157H112ZM161 158V157H160ZM168 158V157H167ZM8 159H9V154H8ZM7 159V160H8ZM32 159V158H31ZM34 159V158H33ZM38 159V158H37ZM145 159V158H144ZM147 159V158H146ZM163 159V158H162ZM165 159V158H164ZM193 159V158H192ZM190 160L189 158H188V161H189V164L190 163H192L193 162V160ZM0 160H1V162L3 161H5V153H2L1 152V154H0ZM53 160H55V159H53ZM167 160V159H166ZM173 160H174V158H173ZM178 160V159H177ZM181 160V159H180ZM200 160V159H199ZM225 160V159H224ZM227 160V159H226ZM239 160V159H238ZM75 161V160H74ZM183 161H185V160H183ZM201 161V160H200ZM227 161H231V160H227ZM2 162V163H3ZM8 163H9V161H7ZM61 162V161H60ZM97 162V161H96ZM102 162V161H101ZM154 162H155V160H154ZM171 162V161H170ZM209 162V161H208ZM224 162V161H223ZM226 162V161H225ZM232 162H233V160H232ZM236 162V161H235ZM261 162V161H260ZM2 163H0V164H2ZM20 163H21V159L20 158H12L11 159V165H20ZM73 163V162H72ZM71 163V164H72ZM185 163V162H184ZM183 163V164H184ZM196 163V162H195ZM52 164V163H51ZM74 164L75 163H73V166H74ZM77 164V163H76ZM196 164H199V163H196ZM208 164V163H207ZM216 164H218V163H216ZM220 164V163H219ZM222 164H224V163H222ZM221 164V165H222ZM226 164V163H225ZM229 164H230V162H229ZM261 164V163H260ZM22 165V164H21ZM59 165V163H57V161H55L54 162V169L57 167ZM176 165V164H175ZM227 165H228V163H227ZM2 166V165H1ZM24 166V165H23ZM186 166V165H185ZM187 166H189V165H187ZM186 166V167H187ZM220 166V165H219ZM231 167H232V165H230ZM230 166H224V168L222 169V168H220V167H222V166H220V167H218L219 169H217L216 171H214V173H213V178H212V180L213 181H217V180H227V177L229 176L228 175V173H229V171H230V169H232ZM3 167L4 166H2L1 168L3 169ZM16 167V166H15ZM38 167V166H37ZM48 167H50V166H48ZM48 167H46V168H41V170H39V171H36V173L34 172H32L34 175H37V177H38V175H41V177H43L44 179H48V180H53V178L55 177V174H56V172H54V169H52V170H50L51 168H48ZM68 167V166H67ZM70 167V166H69ZM89 167V166H88ZM92 167V166H91ZM111 167V166H110ZM176 167V166H175ZM179 167V166H178ZM210 167H212L211 165H210ZM226 167V168H225ZM241 167V168H242ZM11 168V167H10ZM9 168V169H10ZM13 168H14V166H13ZM72 168V167H71ZM70 168V169H71ZM90 168V167H89ZM235 168V167H234ZM63 170L65 169V168H62ZM68 170L67 171V176L65 177V178H60L59 180H58V182H53L52 184L50 183L49 185H47V186H44V185H46V184H44L43 186H41V187H39L38 188V193L40 194V195H44L45 197H52V196H54V195H57L58 193H60L61 192V190H62V193H63V188L65 187L66 189H68L67 187H69V188H71V191H70V193H69V196H68V202L69 203H74V202H79L82 198H84L85 196H84V193L88 190L89 191V188L90 187H88L87 185H86V183L83 181V178L82 177H80V176H77V174H76V172H77V170H76V172L74 171V170ZM76 169V168H75ZM105 168L103 167H101V164L99 165L98 163H96L92 168H90V172H89V175L87 174V175H85L87 178H95V177H97V175H100V172H102V170H104ZM178 169H180V168H178ZM182 169V168H181ZM185 169H187V168H185ZM213 169H215V168H213ZM79 170V169H78ZM146 170V169H145ZM109 171V170H108ZM179 171V170H178ZM206 171V170H205ZM212 171V170H211ZM210 171V172H211ZM30 172V171H29ZM66 171H64V173H65ZM104 172V171H103ZM114 172V171H113ZM166 172V171H165ZM231 172V171H230ZM1 173V172H0ZM184 173V172H183ZM212 173V172H211ZM2 174H4V173H2ZM30 174V173H29ZM175 174V173H174ZM232 174V173H231ZM5 175V174H4ZM12 175V174H11ZM33 175V176H34ZM66 175V174H65ZM102 175V174H101ZM100 175V176H101ZM117 175V174H116ZM206 175V174H205ZM9 176V175H8ZM26 176H28V175H26ZM77 177L74 181H72V179L70 180V178L71 177ZM174 176V175H173ZM2 175L0 176V182H1V179H2ZM5 177V176H4ZM57 177V176H56ZM230 177H232L231 175H230ZM234 177V176H233ZM5 178H7V177H5ZM39 178V177H38ZM124 178V177H123ZM127 178V177H126ZM142 178H144V177H142ZM164 178V177H163ZM162 178V179H163ZM31 179H34L33 177L31 178ZM36 179V178H35ZM34 179V180H35ZM211 179V178H210ZM246 179H249V181H247ZM38 180V179H37ZM42 180V179H41ZM45 180V181H46ZM94 180V179H93ZM124 180V179H123ZM123 180H121V181H119L120 183L123 181ZM126 180V179H125ZM124 180V181H125ZM131 180V179H130ZM129 180V181H130ZM134 180V179H133ZM170 180H172V179H170ZM185 180V179H184ZM187 180V179H186ZM221 180V181H222ZM229 180V179H228ZM260 180H262V182L260 181ZM54 181V180H53ZM118 181V180H117ZM132 181V180H131ZM146 181V180H145ZM166 181V180H165ZM168 181V180H167ZM118 182V183H119ZM144 182V181H143ZM224 182H226V181H224ZM253 182H255V183H253ZM40 183V182H39ZM126 183V182H125ZM165 183V182H164ZM123 184V183H122ZM139 184V183H138ZM187 184V183H186ZM214 184V183H213ZM124 185V184H123ZM130 185V184H129ZM211 185V184H210ZM215 185V184H214ZM164 186V185H163ZM212 186V185H211ZM215 187V186H214ZM264 187V186H263ZM162 188V187H161ZM164 188V187H163ZM167 188V187H166ZM215 189V188H214ZM225 189V188H224ZM262 189V188H261ZM35 190V189H34ZM93 190V189H92ZM122 190V189H121ZM159 190V189H158ZM213 190V189H212ZM216 190V189H215ZM249 190V191H248ZM254 190V189H253ZM37 191V190H36ZM36 191H34V192H36ZM64 191H68V190H64ZM91 191V190H90ZM95 191V190H94ZM120 191V190H119ZM222 191H224V190H222ZM221 191V192H222ZM259 191V190H258ZM66 192H64V194L66 193ZM97 192V191H96ZM116 192V191H115ZM162 192V191H161ZM29 193V192H28ZM38 193H36V194H34L33 192H32V196H33V194H34V196H36ZM89 193V192H88ZM91 193V192H90ZM99 193V192H98ZM107 193H108V195H109V197L110 196H112V195H114V193H112V192H110V191H107ZM225 193V192H224ZM224 193H222V194H224ZM254 193V192H253ZM61 194V193H60ZM59 194V195H60ZM117 194V193H116ZM213 194L215 195V193L213 192ZM63 195V194H62ZM90 195V194H89ZM119 194H117V195H115L114 197H117ZM254 195V194H253ZM252 195V196H253ZM12 196H13V194H12ZM14 196H15V194H14ZM17 196V195H16ZM39 196V195H38ZM41 196V197H42ZM93 196V195H92ZM98 196V195H97ZM96 196V197H97ZM99 196H101L100 198H102V197H105V195H103V194H100ZM226 196V195H225ZM10 197V196H9ZM18 197V196H17ZM54 197H56V196H54ZM207 197H209V198H207ZM215 197V196H214ZM213 197V198H214ZM230 197V198H229ZM254 197V196H253ZM39 198V197H38ZM38 198H37V196L35 197V199L39 202V200H38ZM87 198H88V196H87ZM108 198V197H107ZM217 198V197H216ZM215 198V199H216ZM220 198H222L221 196H220ZM35 199H33V200H35ZM45 199V198H44ZM54 199V198H53ZM66 199V198H65ZM90 199V198H89ZM114 199V198H113ZM131 199V198H130ZM207 199H209V200H207ZM40 200H42V199H40ZM115 200V199H114ZM217 200V199H216ZM180 201V202H179ZM196 202L195 204H194V206L192 205L191 206V203H193V202ZM138 202V201H137ZM118 205V204H117ZM138 205V204H137ZM67 206H69V205H67ZM175 206V207H176ZM245 206V205H244ZM64 207V206H63ZM66 207V206H65ZM175 207H173V210H174V208ZM130 208H132V206L130 207ZM243 209V208H242ZM26 210V209H25ZM63 210V209H62ZM122 210V209H121ZM172 210V209H171ZM28 211V210H27ZM122 211V212H123ZM166 212H167V210H166ZM171 211H169V213H170ZM262 212H264V210L262 211ZM165 213V212H164ZM116 214V213H115ZM262 215H263V213H261ZM260 214V215H261ZM243 215V214H242ZM162 216V215H161ZM169 216H170V214H169ZM244 216V215H243ZM264 216V215H263ZM149 218V219H148ZM53 219H54V222H58L59 224H61L60 223V220H59V216H57V217H53ZM255 219H257V217H255ZM258 219H259V217H258ZM260 219H261V217H260ZM159 220V219H158ZM157 220V221H158ZM251 220V219H250ZM153 221H151V222H153ZM234 221V220H233ZM147 222H145V223H147ZM240 222V221H239ZM238 222V223H239ZM246 222H248L247 220H246ZM253 222H255L254 220H253ZM257 222V221H256ZM260 222H262V221H260ZM259 222V223H260ZM235 223V222H234ZM245 223V222H244ZM258 223V222H257ZM258 223V224H259ZM264 223V222H263ZM110 224V223H109ZM108 224V225H109ZM260 224H262V223H260ZM12 225V224H11ZM166 225V224H165ZM230 225V224H229ZM241 225V224H240ZM13 226V225H12ZM227 226H228V224H227ZM259 226V225H258ZM263 226V225H262ZM14 227V226H13ZM264 227V226H263ZM227 228V227H226ZM129 229V230H128ZM14 231H17L16 229H13ZM21 230V229H20ZM152 230V229H151ZM228 231V230H227ZM25 232V231H24ZM129 232H128V234H129ZM152 232V231H151ZM243 232V231H242ZM234 233V232H233ZM236 233H238L237 231H236ZM243 233H245V232H243ZM242 233V234H243ZM227 234V233H226ZM262 234V233H261ZM5 235H9V234H7V233H4V236ZM27 235V234H26ZM228 235H230V234H228ZM137 236V235H136ZM236 236V235H235ZM258 236H260V234L258 235ZM15 237V236H14ZM27 237V236H26ZM242 237H244V236H242ZM252 237V236H251ZM255 237V236H254ZM24 238H25V235H24ZM151 238V237H150ZM178 238V237H177ZM128 239H129V237H128ZM129 239V240H130ZM143 239H145V238H143ZM224 239V238H223ZM259 239V238H258ZM260 239H264V236L263 235H261V237H260ZM16 240V239H15ZM21 240V239H20ZM12 241V240H11ZM128 241V240H127ZM143 241V240H142ZM141 241V242H142ZM145 241V240H144ZM258 241V240H257ZM19 242V241H18ZM123 242V241H122ZM262 242H263V240H262ZM13 243H15V241H13ZM16 243H17V240H16ZM103 243V242H102ZM124 243V242H123ZM222 243V242H221ZM262 244V243H261ZM105 245V246H106ZM193 245H196V246H194L193 247ZM106 246V247H107ZM68 247V246H67ZM108 248V247H107ZM133 248V247H132ZM63 249V248H62ZM109 249V248H108ZM29 250V251H30ZM106 250V249H105ZM4 251V252H5ZM113 251V250H112ZM136 251H138V250H136ZM168 251V250H167ZM35 252V251H34ZM171 252V251H170ZM33 253V252H32ZM237 253H239V255H238V257H237V262L238 261H243L244 263H245V261H246V258H247V254H248V256H251L250 254L251 253H246V252H243V251H241L240 250V252H237ZM110 254V253H109ZM133 254V253H132ZM5 256L7 255V254H4ZM22 255V254H21ZM24 255V254H23ZM255 255V254H254ZM4 256V257H5ZM10 256V255H9ZM143 256V255H142ZM141 256V257H142ZM181 256H183V255H181ZM64 257V258H63ZM146 257V256H145ZM164 257V256H163ZM168 257V256H167ZM180 257V256H179ZM252 257H253V255H252ZM63 258V259H62ZM143 258V257H142ZM166 258V257H165ZM174 258V257H173ZM176 258V257H175ZM235 258V257H234ZM253 258H255V257H253ZM259 258V257H258ZM131 259V258H130ZM139 259H140V257H139ZM248 259V258H247ZM250 259H251V257H250ZM4 260H5V258H4ZM8 260H7V262H8ZM85 260V258L83 259V261ZM212 260V259H211ZM233 260H235V259H233ZM232 260V261H233ZM252 260V259H251ZM260 260V259H259ZM76 261V260H75ZM78 261V260H77ZM77 261H76V263H77ZM168 261V260H167ZM202 261V260H201ZM203 261H204V259H203ZM214 261H216V260H214ZM213 261V262H214ZM255 261V260H254ZM85 262V261H84ZM84 262H82V263H84ZM177 262H179V261H177ZM205 262V261H204ZM222 262V261H221ZM234 262V261H233ZM251 262V261H250ZM262 262V261H261ZM74 263V262H73ZM72 262H71V264H73ZM79 263V262H78ZM223 263V262H222ZM225 263V262H224ZM223 263V264H224ZM235 263H236V261H235ZM243 263V264H244ZM249 263V262H248ZM8 264V263H7ZM68 264V263H67ZM69 264H70V262H69ZM79 264H81V263H79ZM196 264V263H195ZM227 264V263H226ZM229 264V263H228ZM239 264H240V262H239ZM251 264V263H250Z\"/></svg>",
  "mask_w": 264,
  "mask_h": 264
}]
</instances>
